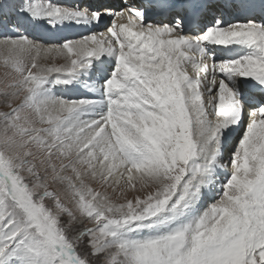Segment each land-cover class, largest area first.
<instances>
[{
	"label": "snow or ice",
	"instance_id": "1",
	"mask_svg": "<svg viewBox=\"0 0 264 264\" xmlns=\"http://www.w3.org/2000/svg\"><path fill=\"white\" fill-rule=\"evenodd\" d=\"M0 32V264H264V0H0Z\"/></svg>",
	"mask_w": 264,
	"mask_h": 264
},
{
	"label": "bare ground",
	"instance_id": "2",
	"mask_svg": "<svg viewBox=\"0 0 264 264\" xmlns=\"http://www.w3.org/2000/svg\"><path fill=\"white\" fill-rule=\"evenodd\" d=\"M90 1V0H89ZM88 0H85L84 3H90ZM112 1H116V0H112ZM109 4H111V2H109ZM108 19V18H107ZM107 19L105 20V23H108ZM37 28V27H36ZM38 28H42V27H38ZM104 28H101L99 31H103ZM89 30L88 29H85V28H82V27H78V26H75V25H66L64 27H62L61 31L58 32V33H55V34H51V38H55V37H60V35L63 36V38L65 37H69V38H77L81 35H84V34H87ZM0 35H2V32H0ZM28 35L35 39L36 38L38 40H42V39H49L50 37H46L44 35V33H36L34 32V28L30 30H28ZM46 44H50V43H59V41H54V42H45ZM59 58H61L62 60L65 61L64 57L63 56H59ZM48 65V64H47ZM55 91V90H54ZM58 95L59 94H62V95H65L67 97H73V98H76V97H81V96H88V95H91L90 93L86 92L82 87L79 89V90H70L68 92H65V93H57ZM231 150V149H230Z\"/></svg>",
	"mask_w": 264,
	"mask_h": 264
},
{
	"label": "rangeland",
	"instance_id": "3",
	"mask_svg": "<svg viewBox=\"0 0 264 264\" xmlns=\"http://www.w3.org/2000/svg\"><path fill=\"white\" fill-rule=\"evenodd\" d=\"M42 62L48 64V66H52L53 64H55L56 66H59L65 63V61L59 58L58 55L52 56L47 61H42ZM4 72H5V69L2 63V54H0V82H2L4 79ZM0 87H2V84H0ZM0 111H10V109L6 107L2 96H0ZM93 186L97 188V190H101V191L103 190L99 187V185H93ZM48 203H51V202H48Z\"/></svg>",
	"mask_w": 264,
	"mask_h": 264
}]
</instances>
